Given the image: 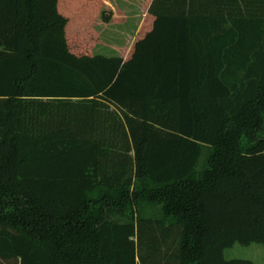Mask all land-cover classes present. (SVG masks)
<instances>
[{
  "label": "trees",
  "instance_id": "16d2710c",
  "mask_svg": "<svg viewBox=\"0 0 264 264\" xmlns=\"http://www.w3.org/2000/svg\"><path fill=\"white\" fill-rule=\"evenodd\" d=\"M106 3L0 0V264H255L264 0H153L126 58Z\"/></svg>",
  "mask_w": 264,
  "mask_h": 264
},
{
  "label": "rangeland",
  "instance_id": "374dc122",
  "mask_svg": "<svg viewBox=\"0 0 264 264\" xmlns=\"http://www.w3.org/2000/svg\"><path fill=\"white\" fill-rule=\"evenodd\" d=\"M146 1L147 0H130V2H127L126 0H120V2H124L125 4L127 3V5H128L127 7H123L122 4L120 3V7L125 9V10L127 9V11L133 9L132 11H128L129 13L140 12L141 8L139 6L144 5ZM138 3H139V6H137ZM108 4H109V2H108ZM146 5H147V3H146ZM103 12L106 16H109V11L104 9ZM144 15H145V12H144ZM146 15H145V17H146ZM145 17H144V20H145ZM104 22L105 21H104L103 14H102L95 20V22L93 24V28L90 32L89 37L92 40H89V41H91L90 42V44L92 46L91 52L93 54L101 53V54H105V55H113L111 52H108L107 49H105V47L102 45L104 41L115 42L119 46L126 45V46L131 47V43L134 42L135 37L139 36V32H137V33L132 32L133 28H130V27H132V24L129 23L127 25L128 28H123V30L125 29V33H123V34L117 33L113 37L110 34L111 30L108 28L107 29L104 28L105 27ZM139 29L140 28H138V30ZM148 29L149 28H145L144 32H146ZM129 34L134 35V36L131 38L129 36ZM98 36H99V38H98ZM128 41H129V43H128ZM87 52H90V51H87ZM114 52H116V51H114ZM119 52H122V51L120 50ZM129 52H130V49L127 52L125 51V53L123 52V54L126 55V57H127ZM117 53H118V51H117ZM206 153H207V150H205V155H206ZM225 257L227 259H233V258L253 259L257 264H264V245L256 244V243L251 244V245H242V244L237 243L233 247H231L225 251Z\"/></svg>",
  "mask_w": 264,
  "mask_h": 264
},
{
  "label": "crops",
  "instance_id": "0c3cea01",
  "mask_svg": "<svg viewBox=\"0 0 264 264\" xmlns=\"http://www.w3.org/2000/svg\"><path fill=\"white\" fill-rule=\"evenodd\" d=\"M126 1L130 2V0H126ZM152 1L153 0H147L144 5H140V6L138 3L137 6L141 8L140 9L141 11L129 13L128 11H132L133 9L127 11V9L125 10L120 7V3L122 4L123 7H127L128 6L127 3L125 4L124 2H120V0L119 1L107 0V3L105 5V10L109 11V16H111V19L108 22H104L105 25L104 28L110 29L111 30L110 34L111 36L114 37L117 33H121V34L125 33V29L123 30V28H128L127 25L131 23L132 27L130 28H133L132 32L137 33L139 31L138 28H141V26L144 23V17L148 13ZM129 36L132 38L134 35L129 34ZM102 45L105 47V49H107L108 52H111L113 55H119L123 58H126V55H124L123 52L125 53V51L127 52L129 49H131L133 42L131 43V47L126 45L119 46L115 42H108V41H104ZM120 50L122 52H119ZM249 260H252L255 264H257L253 259H249Z\"/></svg>",
  "mask_w": 264,
  "mask_h": 264
}]
</instances>
